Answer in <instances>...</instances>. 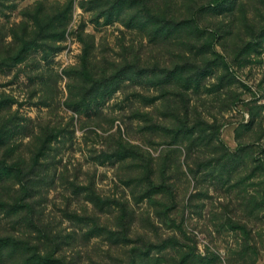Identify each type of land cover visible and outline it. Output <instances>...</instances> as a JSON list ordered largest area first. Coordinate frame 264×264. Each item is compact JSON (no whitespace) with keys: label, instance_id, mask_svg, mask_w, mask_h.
Masks as SVG:
<instances>
[{"label":"rangeland","instance_id":"rangeland-1","mask_svg":"<svg viewBox=\"0 0 264 264\" xmlns=\"http://www.w3.org/2000/svg\"><path fill=\"white\" fill-rule=\"evenodd\" d=\"M36 155L0 182V238L60 264H264V0H0V160Z\"/></svg>","mask_w":264,"mask_h":264},{"label":"trees","instance_id":"trees-1","mask_svg":"<svg viewBox=\"0 0 264 264\" xmlns=\"http://www.w3.org/2000/svg\"><path fill=\"white\" fill-rule=\"evenodd\" d=\"M219 4V1L218 3ZM205 52H216L212 49H207ZM22 59H20L21 61ZM186 63H189V61H187ZM186 63H183V65L187 66V67H183L182 70L178 71L177 74H181L177 76L174 75V72L171 71L167 74V82L171 83H177L176 80H183L184 75H182L185 71L183 70H187L186 68H198L199 70V66L198 65H194L193 63L190 64V67H188V65ZM91 70L92 68H90L89 66H87V62L84 64V68L82 70V74L84 75L85 79L89 82H91L92 80L94 81L95 79L93 78L92 74H91ZM195 74H191L187 77H185V80H187L186 82V88H190L191 84H192V80L194 79ZM176 78V80H175ZM101 81V80H99ZM97 81V82H99ZM166 82V81H165ZM157 98V97H156ZM44 154V153H43ZM37 163L39 164V158L38 155H36L35 158V162L32 165V167H30L29 170H26L24 168L21 167V165L15 163L14 165H8V164H2L1 160H0V182H2L1 180H3L4 177H11L14 179L15 183H20V184H27L28 182H30V180L33 178L34 175L37 174ZM146 196H149L150 201L153 202H160L159 199H156L155 197L150 196V191H148L146 193ZM30 196H34L33 193H30ZM29 242L25 241V240H14L11 239L10 237H1L0 238V247H6V246H11L15 249L18 248H25L27 251L29 250L28 253V257L26 259V261L23 262V264H55V263H59L61 262L60 258L54 257V255L52 254H41L42 252L40 251L38 245H36L35 247H29ZM32 250V251H31ZM1 255V253H0Z\"/></svg>","mask_w":264,"mask_h":264}]
</instances>
